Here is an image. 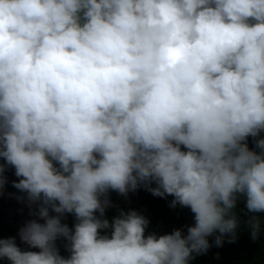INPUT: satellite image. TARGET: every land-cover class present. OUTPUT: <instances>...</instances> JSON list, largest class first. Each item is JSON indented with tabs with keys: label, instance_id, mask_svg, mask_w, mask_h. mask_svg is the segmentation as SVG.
Returning <instances> with one entry per match:
<instances>
[{
	"label": "clouds",
	"instance_id": "9594fccd",
	"mask_svg": "<svg viewBox=\"0 0 264 264\" xmlns=\"http://www.w3.org/2000/svg\"><path fill=\"white\" fill-rule=\"evenodd\" d=\"M261 132L264 0H0V196L27 205L0 264H189L217 231L235 242L240 197L264 213Z\"/></svg>",
	"mask_w": 264,
	"mask_h": 264
},
{
	"label": "trees",
	"instance_id": "16d2710c",
	"mask_svg": "<svg viewBox=\"0 0 264 264\" xmlns=\"http://www.w3.org/2000/svg\"><path fill=\"white\" fill-rule=\"evenodd\" d=\"M264 138V132L260 133L259 137H248L247 144L250 150L257 152L260 149L256 148V140ZM186 150V149H182ZM2 162V161H0ZM9 176L15 179L11 181H18L15 176V171L9 172ZM155 183L152 187H155ZM146 190L145 188H143ZM140 196H149L145 191L138 192ZM20 197H25L24 193L16 189L6 191L4 189L3 195L0 196V236L4 232L2 226L6 224V228L10 227L11 230L15 228L14 217L16 213L26 208L25 199L21 200ZM172 197V196H168ZM163 204L164 201L160 200ZM175 221L172 226L183 224L187 227L194 225V214L190 208L177 205L175 208ZM240 220V226L237 229V239L233 243H228V237H225L222 246H216L214 241L219 232H215L212 236L208 237L211 247L205 254L194 255V259L189 261V264H264V213H251L246 208V202L243 196L237 201V206L234 210ZM255 218L260 222L261 231L258 239L253 240L250 235V227L248 222Z\"/></svg>",
	"mask_w": 264,
	"mask_h": 264
}]
</instances>
